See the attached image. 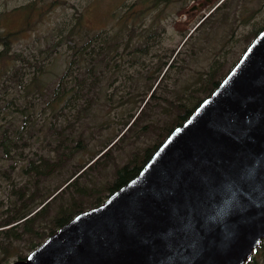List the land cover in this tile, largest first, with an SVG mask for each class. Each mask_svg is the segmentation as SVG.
Listing matches in <instances>:
<instances>
[{
  "label": "trees",
  "instance_id": "trees-1",
  "mask_svg": "<svg viewBox=\"0 0 264 264\" xmlns=\"http://www.w3.org/2000/svg\"><path fill=\"white\" fill-rule=\"evenodd\" d=\"M142 1L144 4L152 2L150 8L157 9V12L160 11L163 14L167 12L171 0ZM161 1L164 2L159 9ZM60 2L66 3V0H50L42 4L38 0H32L28 4V12H45L46 10L49 12ZM221 6L215 7L209 13V18L205 15L197 20L196 24L199 23L195 24L196 27L194 26V29L198 28L196 32L188 36L189 31L179 46L172 49L166 47L160 39L158 26L162 16L157 13L151 15V20L144 27H141L143 18L137 13L140 21L138 31L132 26V15L123 9L121 14H117L106 27L99 30L94 28L89 23V17L77 8L68 21L65 19L58 23L55 33L57 39H54L44 50L50 55L52 52H58L59 47L65 43L68 49L65 68L57 75L56 82L50 86L47 94H42V86L38 84L39 74L34 72L24 91L26 95L32 94L29 92L30 86H34L32 97L39 94L43 97L44 106L36 110L32 99H27L21 111L25 113L22 124H14L11 129L0 131V158L13 160L14 154L20 151V157L26 159V162L21 165L20 173L27 178L26 181L18 184L17 179L11 176L16 163L0 168V179L8 181L11 185L9 196L13 195V199L9 197L10 201L6 205L0 201V207H3L0 209V264H9L13 257L24 259L30 251L74 215L101 204L108 195L137 174L167 135L180 125L218 85L224 74L236 62L233 61L226 66L225 56L232 52L233 42H236L232 33L225 39L220 38L215 41L213 38L215 35L210 30V26L205 25ZM20 9L23 10L24 5L19 9H13V12ZM25 13L30 15L26 11ZM250 19L251 17H248L245 20ZM261 29L255 30L254 36L250 39L243 37L246 46ZM18 32L19 30L15 28L0 32V42L3 46L0 50V61L6 57L2 62V68L3 70L9 68L6 71L9 73L7 78L14 81L18 80L19 69L14 63L9 65V60L18 57L32 64L21 53L16 51L9 53L11 47L9 39ZM195 34L198 36L197 41H193ZM191 43L189 58L182 57L181 47H187ZM209 48H213L209 55L200 56L201 51L205 52ZM121 57H125V62L133 69L136 78L133 87L130 85L127 91L128 96H131L128 100L136 105L135 111L128 113L122 121V128L111 138H106L97 152L90 153L89 157L82 162L72 164L75 171L60 184L50 188L45 182L51 176L64 171L68 161H71L78 153L85 152L89 140L94 138L92 133H85L84 127V120L91 115L94 105L101 102L103 105H108V109H114L112 100L117 88L111 93H106L102 89L99 95L97 86L102 76L108 85H112L118 79L115 69L118 68L117 60ZM193 57H196L194 61L204 57L201 60V67L193 66ZM208 57L210 59L202 64ZM177 61L179 64L176 66V71H173ZM32 65L42 73L41 62L36 61ZM171 76L174 78L164 83ZM126 97V93L121 94L118 101L122 103ZM60 108H66L68 112H59ZM137 111L139 112L136 115ZM42 115H50L51 120L48 123L38 122L37 116ZM60 116H65L67 124L58 123ZM142 118L144 121L141 123ZM67 128H70L69 132L66 131ZM43 129L45 135L54 133L58 158L40 154V148L32 155L22 151L25 146L30 145V141L37 138ZM127 133L130 134L129 137L133 134L132 142L143 135L157 136L154 140L157 142L142 150L131 149L128 160L118 166L114 162V150L111 149L117 141L121 142L120 145L125 143L128 139L125 138ZM120 145L116 149L122 147ZM49 146L51 148L53 145ZM111 162L115 165L114 180L111 183L102 189L88 188L81 183V179L87 177L89 179L90 174ZM70 187L73 188L68 197L61 198L58 207L51 209L52 200ZM22 248L27 249V254L23 253ZM262 249H264V239L254 249L245 264L256 263L255 254Z\"/></svg>",
  "mask_w": 264,
  "mask_h": 264
},
{
  "label": "water",
  "instance_id": "water-1",
  "mask_svg": "<svg viewBox=\"0 0 264 264\" xmlns=\"http://www.w3.org/2000/svg\"><path fill=\"white\" fill-rule=\"evenodd\" d=\"M264 239V27L135 176L10 264H245Z\"/></svg>",
  "mask_w": 264,
  "mask_h": 264
},
{
  "label": "rangeland",
  "instance_id": "rangeland-1",
  "mask_svg": "<svg viewBox=\"0 0 264 264\" xmlns=\"http://www.w3.org/2000/svg\"><path fill=\"white\" fill-rule=\"evenodd\" d=\"M32 0H0V32L5 30H10L15 28L19 32L9 39L11 47L9 53L14 51L21 53V55L27 59L30 63L34 64L36 61L42 64V73L39 69H36L32 64L27 61H23L16 57L14 60H9L8 64H15V67L19 69L18 80L14 81L7 78L6 70L2 68V62L6 59L3 58L0 61V131L5 129H11L14 124H22V120L25 117L23 107L26 105L27 99H32L34 103V108L40 110L44 106L43 97L39 94L32 97L34 86H30L32 94L26 95L24 87H26L30 82V77L34 72L39 74L38 84L42 86V94L49 91L51 85L56 82L57 75L62 72L67 63V46L65 43L59 47L58 52H52L50 55L44 50L46 46H49L55 37L57 32L58 23L63 20H69L70 15L75 11V8L81 10L90 19L89 23L96 29H101L106 27L117 14L122 13V9L126 10L127 13L132 15L131 20L132 26L139 30V17L141 15L143 18V24L141 27L147 26L151 20V15L154 13L160 14L162 16L160 21V26H158V31L161 36L160 39L163 40L166 47L172 49L175 46H179L183 37L190 31L189 35H193L196 29H193L197 20L201 17L209 16L210 11L216 4L217 0H171L169 2V7L167 12L161 14L157 9H151V3L144 4L142 0H66L65 2H60L57 6H54L53 10L49 12H28V4ZM50 0H38L40 4L47 3ZM163 2L159 3V9L162 8ZM24 5V9L17 10L13 12V9H19ZM73 5V6H71ZM27 13H30L28 16ZM138 13V15H137ZM134 15V16H133ZM210 17V16H209ZM208 17V18H209ZM226 17V19H225ZM251 17L250 20H245ZM245 20V21H242ZM201 25V24H200ZM199 25V26H200ZM206 27L210 26V30L214 33V40L225 39L227 35L232 33L233 38L236 42H233L232 52L225 56L226 66L231 62L236 61L241 55L246 43L243 37L254 36V32L257 29H261L264 26V0H226V2L214 13V15L205 24ZM193 29V30H192ZM192 30V31H191ZM198 40V36L195 34L193 41ZM252 40V38H251ZM250 40V41H251ZM182 46V57H188L189 47ZM3 48L0 42V50ZM200 53L209 55L210 50ZM198 57V56H197ZM193 61V66L201 67V60L204 57H199L198 61ZM118 68L115 70L118 74V79L112 84L108 85L105 82V78L102 76L101 82L98 87V93L101 94L103 89L106 93H111L117 88L114 93L112 106L114 109H108V105H103L101 102L96 103L94 108H92L91 115L84 120L85 133H92L94 138H91L88 142L85 152L78 153L71 161H68L64 167V171L61 173L51 176L46 185L53 188L60 184L64 179L69 177L71 173L75 171L72 168V164H77L87 159L90 153H95L101 147V143L107 138H111L116 132L122 128V121L127 117L129 112H133L136 109V105L131 100H128L131 96H128L127 91L130 85L133 87L134 76L133 69L130 68L125 62V57L118 58ZM210 57H208L202 64H205ZM179 61L175 63L173 71H176V66ZM176 75V73L174 72ZM174 75V76H175ZM174 76L167 78L165 82H170ZM127 97L122 103L118 101L121 94H125ZM133 93V92H131ZM102 101V99L100 100ZM105 106V107H104ZM62 109V110H61ZM139 110V109H138ZM59 112L67 113L66 108H60ZM139 111H137L136 115ZM38 122L48 123L51 120L50 115L37 116ZM144 118L141 119V123ZM67 124L65 116H60L58 123ZM51 124V123H50ZM103 126V127H101ZM45 128V127H44ZM67 132L70 128H67ZM123 133V132H122ZM121 133V134H122ZM129 133L125 136L128 138L125 143L120 145V141H117L115 145L112 146L113 155H115L114 162L121 166L129 158L131 149L142 150L145 147L154 145L157 141H154L157 136H141L135 142L134 136L132 134L129 137ZM129 141V142H127ZM50 144L53 146L50 148ZM122 146L116 149L118 146ZM54 147V148H53ZM55 136L54 133L50 135L44 134V129L38 134L37 138L30 141L29 146H25L22 151L26 154L32 155L35 151L40 148V154L50 155L52 158H58L56 154ZM116 149V150H115ZM106 150V149H105ZM104 150V151H105ZM26 162V159L20 157V151L14 154V159H1L0 158V168L7 167L10 163H16L15 170L11 176L18 182V184L27 180V178L20 173L21 165ZM114 164L111 162L106 167L100 169L97 172H93L89 175V179H81V183L85 184L88 188H99L102 189L107 184L114 180ZM85 168V167H84ZM83 168V169H84ZM81 172V171H80ZM0 201L3 204L9 203V197L13 199V195L9 196V191L11 185L7 180L0 179ZM76 186V185H75ZM73 187L68 188L62 195L57 196L52 200L51 209H55L60 204L61 198H66L71 193ZM107 194H105L106 196ZM50 199V198H49ZM48 199V200H49ZM47 200V201H48ZM3 207H0V209ZM23 245V243H20ZM23 253L27 254V249L22 248ZM257 258L256 263L253 264H264V249L259 250L255 254ZM16 257L11 258V262L16 260ZM250 264V263H249Z\"/></svg>",
  "mask_w": 264,
  "mask_h": 264
},
{
  "label": "flooded vegetation",
  "instance_id": "flooded-vegetation-1",
  "mask_svg": "<svg viewBox=\"0 0 264 264\" xmlns=\"http://www.w3.org/2000/svg\"><path fill=\"white\" fill-rule=\"evenodd\" d=\"M225 1H226V0H224V1H223V0H219L216 4H214L215 6L212 8V11H213L214 8L217 7L218 5L221 6ZM234 64H235V63H234ZM234 64H233V66H234ZM233 66H232V67H233ZM232 67H231V68H232ZM231 68H230V69H231ZM230 69H229V70H230ZM229 70H228V71H229ZM228 71L224 74V76L228 73ZM224 76L221 78V80L224 78ZM221 80H220V81H221ZM91 208H92V207H91ZM88 209H90V208H88Z\"/></svg>",
  "mask_w": 264,
  "mask_h": 264
},
{
  "label": "bare ground",
  "instance_id": "bare-ground-1",
  "mask_svg": "<svg viewBox=\"0 0 264 264\" xmlns=\"http://www.w3.org/2000/svg\"><path fill=\"white\" fill-rule=\"evenodd\" d=\"M207 15H208V14H207ZM207 15H206V16H207ZM198 23H199V22H198ZM198 23H197V24H198ZM197 24H196V25H197ZM195 27H196V26H195ZM195 27H194V28H195ZM194 28H193V29H194ZM193 29H192V30H193ZM192 30H191V31H192ZM230 70H231V69H230ZM230 70H229V71H230ZM229 71H228V72H229ZM225 76H226V75H225ZM225 76H224V77H225ZM176 127H177V126H176ZM168 135H169V134H168ZM168 135H167V136H168ZM152 154H153V153H152ZM96 206H97V205H96ZM94 207H95V206H94ZM92 208H93V207H92ZM49 236H50V235H49ZM16 260H18V259H16ZM16 260H14V261H16ZM14 261H13V262H14ZM11 263H12V262H11ZM9 264H10V263H9Z\"/></svg>",
  "mask_w": 264,
  "mask_h": 264
}]
</instances>
